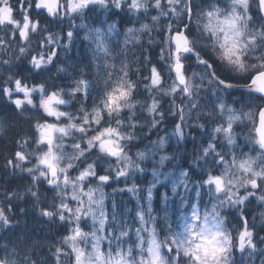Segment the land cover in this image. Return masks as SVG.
I'll return each mask as SVG.
<instances>
[{
  "label": "snow or ice",
  "instance_id": "snow-or-ice-1",
  "mask_svg": "<svg viewBox=\"0 0 264 264\" xmlns=\"http://www.w3.org/2000/svg\"><path fill=\"white\" fill-rule=\"evenodd\" d=\"M90 6L146 22L123 33L115 24L90 28L88 62L58 64L74 33L58 37L40 17L71 18ZM121 34L123 41L114 39ZM65 38L69 43L61 44ZM153 44L156 58L146 54ZM25 60L29 74L51 65L71 84L30 83L19 73ZM0 70V99L22 116L42 112L29 115L34 133L18 134L16 150L6 158L5 169L27 173L30 184L23 192L3 193L0 229L13 226L14 200H31L40 216L70 226L54 248V264H238L234 250L264 257L258 247L264 236L244 215L253 199L264 205V0H0ZM233 93L239 99L226 101ZM203 94L215 99L205 104ZM73 99L80 104L75 112L67 110ZM208 107L211 112L204 111ZM166 115L178 122L153 142L158 149L171 136L183 141L185 127L205 131L208 117L214 127L171 195L161 194L158 210L152 200L160 179L153 169L147 207L138 206L137 223L130 225L117 219L115 202L109 214L103 189L144 171L137 161L147 153L137 152L133 160L128 150L139 132L158 131ZM240 124L248 129L243 147L235 130ZM10 127L0 120V134ZM173 159L161 155L159 164ZM45 185L53 195L43 206ZM231 210L239 214L235 235L228 227ZM2 251L0 264H38L27 252L20 258L15 247Z\"/></svg>",
  "mask_w": 264,
  "mask_h": 264
},
{
  "label": "trees",
  "instance_id": "trees-1",
  "mask_svg": "<svg viewBox=\"0 0 264 264\" xmlns=\"http://www.w3.org/2000/svg\"><path fill=\"white\" fill-rule=\"evenodd\" d=\"M152 14H155L154 12ZM82 25H85L86 27H77L75 28L74 37L73 41L69 45V48L67 51L71 52V59H67L61 51L58 53V61L57 63H66V64H80V63H86L90 59L91 56V51H90V46L89 44L84 40V41H79L80 38H85V32L86 30L90 28H95V27H107L109 24H115L117 26V29L123 33V31L128 28V27H139L140 22H146L141 20L140 22H137L136 17L132 16L131 14L127 13L126 11H121L119 13H116L114 10H100L97 12H90L87 11L81 15L77 16ZM41 19V24L46 25L48 29L53 32L56 36L58 37H66V33L68 31H71V28H74V22L71 18L69 17H64L63 19L60 18H49V17H40ZM88 28V29H87ZM58 32V33H56ZM154 36H156L155 33H153ZM115 40L123 41L124 37L121 34L118 37L114 38ZM146 39V38H145ZM157 43L159 41V37H156ZM61 44H68L69 42L67 39H62L60 41ZM35 46V44H33ZM159 51V48L157 47L156 44H153L148 53V55H151L153 58H156L157 53ZM74 53L76 54H82L81 58L79 60L74 59ZM138 54V53H137ZM27 61L25 60L23 64L21 65L19 69V73L21 75H28L29 76V82H39L41 81V78H46L49 81L48 75H40L36 73H31L29 74L28 72V64ZM15 71V69H14ZM94 71V69H93ZM58 75V84H65L66 81L71 80V79H66L64 77V74L62 73H57ZM53 78V76L51 75ZM37 78V79H35ZM49 85L55 83L54 81L48 82ZM202 99L205 104H209L210 100H214V97H210L207 94L202 95ZM164 104H167V101H164ZM6 105H10L7 104ZM8 108H1L0 107V112L7 114ZM204 111L211 112V107H208L204 109ZM208 126L205 131H201L199 129H192L190 128V131L193 136L197 137V141L194 143L191 142L188 149L182 150L181 152L178 153V156L181 160L182 163L184 164H189L191 163V159H193V154H194V149L198 148L201 142H205V137L203 135L204 132H207L209 129H211L214 124L212 122V118L208 117ZM165 123L167 126H170L172 122L174 121V117L172 115H166L165 117ZM201 122H204V118L201 119ZM27 125V126H26ZM25 126L29 128L30 134L34 133V128L31 129V124L27 122H23V120H20L16 126H11L5 136L3 137V140L0 144V192H5V191H18V192H23L25 190V182L19 178H15L9 171L8 169H5V161L6 158H8L9 154L14 148V141L16 138H18V134L23 135L25 134ZM147 130V129H145ZM141 182L143 186H146L148 184V179L147 177H142ZM33 202L31 200H19V203L17 205V212L19 213L21 209L29 208ZM19 220L23 221L24 219L19 216ZM31 237V236H30ZM33 238V237H31ZM8 240H11V237L7 236ZM67 262V261H66Z\"/></svg>",
  "mask_w": 264,
  "mask_h": 264
},
{
  "label": "rangeland",
  "instance_id": "rangeland-1",
  "mask_svg": "<svg viewBox=\"0 0 264 264\" xmlns=\"http://www.w3.org/2000/svg\"><path fill=\"white\" fill-rule=\"evenodd\" d=\"M19 244H21L23 246V252H22V254H20V258L23 257L25 252H27L28 255H31L32 251L36 247V245L33 244L32 242H29L25 239H21L19 242L16 241V243L11 241L10 245H8V248H9V250H11L13 247H15L17 249V245H19ZM18 252H19V250H18ZM40 263H43V262H39L38 264H40Z\"/></svg>",
  "mask_w": 264,
  "mask_h": 264
},
{
  "label": "bare ground",
  "instance_id": "bare-ground-1",
  "mask_svg": "<svg viewBox=\"0 0 264 264\" xmlns=\"http://www.w3.org/2000/svg\"><path fill=\"white\" fill-rule=\"evenodd\" d=\"M204 119H205V118H204ZM191 160H192V159H191ZM197 177H199V175H197ZM140 184L143 186L141 180H140ZM8 237H10V236H8ZM28 241H29V242H33V238L29 237V238H28ZM48 263H49V262H47L46 264H48Z\"/></svg>",
  "mask_w": 264,
  "mask_h": 264
}]
</instances>
